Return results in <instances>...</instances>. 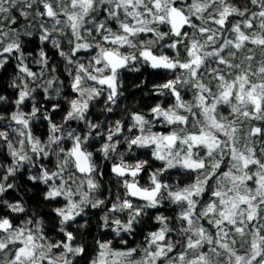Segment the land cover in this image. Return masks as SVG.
<instances>
[{"label":"clouds","instance_id":"9594fccd","mask_svg":"<svg viewBox=\"0 0 264 264\" xmlns=\"http://www.w3.org/2000/svg\"><path fill=\"white\" fill-rule=\"evenodd\" d=\"M0 264H264V0H0Z\"/></svg>","mask_w":264,"mask_h":264}]
</instances>
